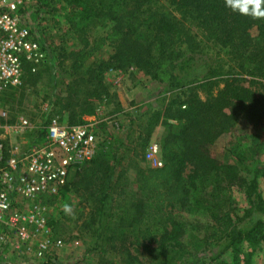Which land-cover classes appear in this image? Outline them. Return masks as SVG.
Wrapping results in <instances>:
<instances>
[{
  "label": "trees",
  "instance_id": "16d2710c",
  "mask_svg": "<svg viewBox=\"0 0 264 264\" xmlns=\"http://www.w3.org/2000/svg\"><path fill=\"white\" fill-rule=\"evenodd\" d=\"M62 1L69 9L68 30L75 39L74 48H52L43 37L46 31L38 18L43 10L47 11L51 0H36L30 8H20L18 13L32 36L40 40L46 56L40 64L24 62L21 85L0 94L1 104L6 97L13 98L25 83H38L50 91L54 108L35 128L36 139L41 138L54 115L59 116L63 110L67 113L66 125L82 124L84 115L94 114L93 99H113L103 80L109 68L145 72L165 86L167 98L163 110L150 115L147 123L149 129L160 120L165 126L159 139L160 164L146 165L135 154L129 158L135 196L112 192L123 182L124 170L118 169L131 152L126 140L120 139L109 151L97 144L94 157L73 171L71 179L55 194H44L51 201L68 191L79 198L80 206L73 208L72 215L45 217L50 234L63 230L65 221L79 220L86 211L85 224L97 223L98 239L104 237L115 245L125 240L129 228L135 237L154 243L161 255L169 256L191 231L176 218L173 209L204 207L209 209L211 220L197 223L196 228L207 229L205 246L222 243L224 252L244 241L250 244L257 237L264 240L262 221L241 229L227 205V191L232 185L242 187L248 201H263L257 177L264 180V136L255 135L247 143L253 155L262 158L255 167L246 168V173L238 170L235 163L218 160L210 151L217 137L231 131L238 121L254 128L264 126V16L235 7L251 8L254 0H232L233 6L226 0ZM260 10L264 11V3ZM96 26L106 29L91 36ZM101 45L110 48L108 56L94 58L84 66ZM50 54H54L55 64L47 61ZM200 57L206 73L187 77L184 69ZM67 59L71 62L64 69ZM60 67L64 74L58 71ZM138 137L136 144L143 147L149 133ZM201 188L209 190L212 207L203 205L198 195ZM113 210L118 212L114 221L117 226L113 225L107 234L104 221ZM128 256V264H147ZM43 264L53 263L46 257ZM158 264L177 263L167 257ZM184 264L207 262L188 260ZM217 264L224 263L218 260Z\"/></svg>",
  "mask_w": 264,
  "mask_h": 264
},
{
  "label": "rangeland",
  "instance_id": "374dc122",
  "mask_svg": "<svg viewBox=\"0 0 264 264\" xmlns=\"http://www.w3.org/2000/svg\"><path fill=\"white\" fill-rule=\"evenodd\" d=\"M68 10L62 0H51L47 11L43 10L42 14L39 15L40 26L46 31L43 37L47 39L52 48L59 45L69 49L74 48L75 39L71 36L70 29L68 30ZM26 17L27 14H24V18ZM104 29L106 28L102 26L93 27L90 34L91 36H97ZM62 38L65 39L64 42ZM109 52L110 48L108 46H99L94 56L90 57L84 66L94 58H106ZM47 61L49 64H55L54 54H50ZM70 62L71 59L65 60L63 68L67 69ZM60 69L61 67L58 71ZM184 73L187 77L205 74L206 69L201 57L188 63ZM61 74H64V72L62 71ZM103 80L111 93L110 95H113V99H93L94 114L84 115L83 119L95 132L97 143L102 150L109 151L120 139L126 140L125 143L131 148V152L124 159L121 168L118 169V171L124 170L123 182L114 186L112 192L115 195L122 192L121 196L129 193L135 196V186L130 181L132 178V169L129 165L130 156L137 155V159L149 166L161 162L159 139L165 130V126L161 124L160 120L149 129L147 123L150 115L161 112L165 107L167 98L165 97V86L160 82L151 80L143 71L129 72V69L109 68L104 72ZM199 90L203 97V91ZM61 92L62 94L65 93L64 86L61 88ZM53 100L50 97V91L38 83L35 85L25 83L13 98L6 97L2 100L0 105L7 110L8 115L3 122H0V142L7 148L9 144L23 149L36 145L39 140L35 138V128L42 124L54 108ZM59 114V116L54 115V117L60 123L65 124L66 111L63 110ZM20 118L27 120V128L20 127ZM256 130L259 131L257 134ZM146 132L149 133L148 140L143 147H140L139 144H136L139 140L138 135ZM255 135L264 136L263 125L254 128L243 121H238L231 131L217 137L210 145V151L218 160L235 163L238 170H243L246 173V168L255 167L256 162H259L262 158L259 155L254 156L251 147L249 148L247 145ZM154 145L156 151L152 150ZM231 149L232 153H230ZM72 175L73 172L70 173L67 179H71ZM257 178V189L263 201L256 199L248 201L242 187L232 185L227 191L230 197L227 205L239 228L248 229L254 225L255 221L260 220L262 221L260 229L264 235V180L260 176ZM198 195L204 206H206L205 204H211L210 207L213 206V200L208 189L202 190L201 188ZM44 197L46 196L42 195L33 202L27 203V206H29L36 202L44 208L42 213L44 222L46 216L60 218L63 214L68 215L63 211L64 204L71 205L72 210L74 207L80 206L78 205L79 198L72 191L59 194L52 201L46 200ZM14 208L21 209V203L18 202ZM208 210L204 207L193 210H186V208L181 207L173 209L176 218L182 220L188 227L187 230L191 231H187L189 237L183 242L182 246L170 251L169 256L161 255L154 243L145 242L141 238L135 237L133 235L134 230H129V228L125 231L129 234L125 237V240L123 242L119 241L115 245L111 243V240H106L104 237L98 239L97 223L93 222L86 225L85 211L83 217L79 220L65 221L63 230L54 235L48 233L49 235L46 236L42 233H34V226H28L31 236L28 244L33 251L38 248L43 240L48 241L45 255L40 258L32 255L31 250L13 249L11 242L5 239L0 243L2 245L0 247V264H7V262H10V264H43L46 257L53 264H128L126 261L129 259V254L138 258L140 262H146L147 264H158L161 259L167 257L177 264H184L188 260H202L207 264H217L218 260H222L224 264H264V240L258 239V237L250 244L244 241L237 244L234 250L229 248L224 252L222 251L224 247L222 243L205 246L204 238L207 229L197 230L196 225L199 222L204 223L211 220ZM117 215L118 212L113 210L111 214L105 217V226L104 223L103 226L107 234L111 230L110 228H113V225L117 226L114 222ZM6 232L5 226L0 223V234H6Z\"/></svg>",
  "mask_w": 264,
  "mask_h": 264
},
{
  "label": "built area",
  "instance_id": "2783aa9c",
  "mask_svg": "<svg viewBox=\"0 0 264 264\" xmlns=\"http://www.w3.org/2000/svg\"><path fill=\"white\" fill-rule=\"evenodd\" d=\"M35 2L0 0V94L21 85L24 62L36 65L45 60L40 40L32 36L18 13L20 8H28ZM7 115L0 105V122ZM27 124L24 118L19 119L21 128H27ZM97 144L96 134L88 123L68 126L56 117L49 121L32 147L23 149L9 144L7 148L0 142V223L7 230L6 234H0V243L7 239L15 250H31L37 258L45 255L47 240L34 251L28 244L29 225L34 226V233L46 236L50 233L42 216L44 208L36 202L29 206L27 203L44 194H55L71 172L93 158ZM152 150L156 151L155 145ZM18 202L21 209L14 208Z\"/></svg>",
  "mask_w": 264,
  "mask_h": 264
},
{
  "label": "clouds",
  "instance_id": "9594fccd",
  "mask_svg": "<svg viewBox=\"0 0 264 264\" xmlns=\"http://www.w3.org/2000/svg\"><path fill=\"white\" fill-rule=\"evenodd\" d=\"M226 2L230 6H233L232 0H226ZM261 3H264V0H254V3H253L251 8H248V7L244 6V5H237L235 7H238L239 10L244 12V13H249V14L256 15V16H264V11L260 10ZM63 211L66 214H68V215H72L73 214L72 206L69 205V204H64L63 205Z\"/></svg>",
  "mask_w": 264,
  "mask_h": 264
}]
</instances>
